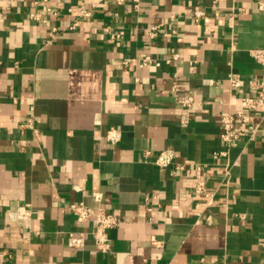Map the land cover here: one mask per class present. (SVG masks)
<instances>
[{
    "label": "crops",
    "instance_id": "1",
    "mask_svg": "<svg viewBox=\"0 0 264 264\" xmlns=\"http://www.w3.org/2000/svg\"><path fill=\"white\" fill-rule=\"evenodd\" d=\"M92 1L0 0V264H264V125L213 160L225 149L222 115L264 78L251 55L264 49V0L111 1L79 15ZM145 55L155 61L140 67ZM232 76L245 85L232 87ZM112 127L118 143L107 141ZM167 148L211 164L212 223L197 222L204 200L191 172L174 178L155 163ZM75 202L123 218L108 230L109 251H97ZM26 204L30 220L9 216ZM72 232L83 247H69Z\"/></svg>",
    "mask_w": 264,
    "mask_h": 264
},
{
    "label": "built area",
    "instance_id": "2",
    "mask_svg": "<svg viewBox=\"0 0 264 264\" xmlns=\"http://www.w3.org/2000/svg\"><path fill=\"white\" fill-rule=\"evenodd\" d=\"M47 0H32L34 5H40L41 2H46ZM114 1L118 4H123L127 0H94L92 1L90 7L80 9L79 15L83 17L92 16L94 8L98 6L105 5ZM136 9L141 7V0H131ZM259 9L264 13V2H259ZM44 11L52 12V14L57 15L54 8L50 6L44 7ZM72 12V9H70ZM197 18L203 17L205 14L203 11H194ZM37 18L40 14L36 13ZM80 24L79 20L75 21L71 28L77 27ZM159 31V26L155 25L150 29V36H157ZM121 34L118 31H110L108 40L110 42H116L120 39ZM251 55L256 59L258 63L264 66V49L257 48L251 50ZM179 55L174 53L169 56L166 61L172 63L174 60H178ZM155 61L154 57L151 55H145L142 60L138 61L140 67L152 64ZM132 58H124L123 65L131 66L133 64ZM230 85L232 87L240 88L245 85V81L237 76H232L229 79ZM249 85L255 89V95H244L240 99V106L235 110H230L222 115L221 117V133L220 139L225 146V149L221 151H216L213 154V160L223 159L228 155L230 147L237 142L241 137L247 136L253 138L258 135L264 125V78L251 79ZM195 103V98L190 93H185L181 98V104L185 108L193 107ZM33 118L29 119L25 126L32 127ZM122 134L121 130L112 127L107 134V141L110 143H118L121 140ZM151 155V151L147 150L145 156ZM155 163L161 167H170L171 174L174 178H177L181 173L185 171H190L191 176L194 179L193 191L196 195L203 198L204 201L200 203L201 210L197 212V222H213V215L207 214L206 210L212 207L216 192L209 189V174L208 170L211 168L210 163L206 162H196L190 159H178L177 154L171 148L162 150L156 155ZM229 176V166L223 167V180L224 177L227 180ZM97 200L100 199V194H95ZM185 198V197H183ZM72 213L75 215L76 219L80 223H93L95 228L91 231V235L95 241L96 249L100 252H107L111 249V240L108 235V230L119 226L123 222V218L113 212L108 211L106 208H93L81 203H71L69 205ZM9 216L13 220H30L32 217V210L30 205H21L16 211H10ZM157 243V241H154ZM85 244V236L77 235L72 232L68 237V245L71 248H81ZM264 246V243H263ZM5 255H8L6 250H0V260L5 259ZM207 264H222L217 259H212Z\"/></svg>",
    "mask_w": 264,
    "mask_h": 264
}]
</instances>
